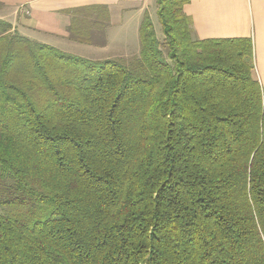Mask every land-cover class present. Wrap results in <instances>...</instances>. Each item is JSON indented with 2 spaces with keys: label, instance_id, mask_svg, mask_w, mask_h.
<instances>
[{
  "label": "trees",
  "instance_id": "16d2710c",
  "mask_svg": "<svg viewBox=\"0 0 264 264\" xmlns=\"http://www.w3.org/2000/svg\"><path fill=\"white\" fill-rule=\"evenodd\" d=\"M188 2L156 0L162 39L146 12L131 58L0 20V264H264L252 41L194 38ZM68 12L82 42L87 14L107 23Z\"/></svg>",
  "mask_w": 264,
  "mask_h": 264
},
{
  "label": "crops",
  "instance_id": "0c3cea01",
  "mask_svg": "<svg viewBox=\"0 0 264 264\" xmlns=\"http://www.w3.org/2000/svg\"><path fill=\"white\" fill-rule=\"evenodd\" d=\"M153 1L0 0V20L10 25V32L60 51L63 46H98L110 53L98 60L127 58L139 52V26ZM91 6L106 10L107 24L100 29V35L99 30L90 29L88 41L80 44L70 32L73 17L80 15L70 14L68 10ZM183 10L192 19V36L196 39H251L252 75L264 95V0H189ZM87 15L94 19L96 13Z\"/></svg>",
  "mask_w": 264,
  "mask_h": 264
},
{
  "label": "rangeland",
  "instance_id": "374dc122",
  "mask_svg": "<svg viewBox=\"0 0 264 264\" xmlns=\"http://www.w3.org/2000/svg\"><path fill=\"white\" fill-rule=\"evenodd\" d=\"M156 10H157V7H156V0H154L151 5H150V12H149V17L153 23V26H154V29H155V32H156V35L158 37V39H162V31H161V24L158 20V17H157V13H156ZM93 18V17H92ZM92 18H89V24L87 25L86 29H85V33L83 32L82 35H83V41L87 40L88 35L89 34V30L94 28L96 30H99L97 33L100 35V29H102L101 26L105 27L107 23L105 22H101L100 21L102 19H99V23H97V25H101L100 27H93V25L95 24V22L97 21V19H92ZM72 25H76V22L74 21ZM79 25V24H78ZM77 26V25H76ZM77 31V29H75ZM96 33V34H97ZM39 39H42V40H45L43 38H39ZM46 41V40H45ZM78 42L81 44L82 41H79ZM98 46H95V47H83V46H74V47H69V46H63V48L61 49L62 51H65V52H69V53H72V54H75V55H79V56H82L84 58H89V59H93V60H98L99 58L98 57H106L107 55H110L109 52H105V50L103 49H100V48H97ZM133 51V50H131ZM106 53H108L106 56H104ZM136 55V54H135ZM134 56V55H132ZM132 56H129L127 58H131ZM123 58V57H122ZM125 58V57H124ZM252 60H253V57H252ZM253 64V63H252ZM254 66V64H253Z\"/></svg>",
  "mask_w": 264,
  "mask_h": 264
}]
</instances>
